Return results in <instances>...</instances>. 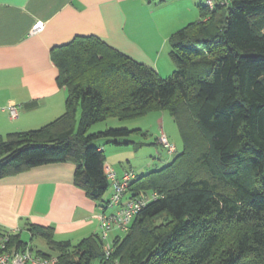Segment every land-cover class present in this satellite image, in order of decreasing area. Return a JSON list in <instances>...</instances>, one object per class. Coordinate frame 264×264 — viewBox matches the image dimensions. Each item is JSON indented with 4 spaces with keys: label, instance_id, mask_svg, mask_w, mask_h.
Wrapping results in <instances>:
<instances>
[{
    "label": "trees",
    "instance_id": "16d2710c",
    "mask_svg": "<svg viewBox=\"0 0 264 264\" xmlns=\"http://www.w3.org/2000/svg\"><path fill=\"white\" fill-rule=\"evenodd\" d=\"M197 7L198 19L168 38L174 69L166 77L94 35L52 47L64 112L0 140V178L71 161L73 184L105 209V155L92 141L131 130L89 127L153 110L177 124L181 151L130 182L131 198L157 196L114 236L108 259L98 233L73 244L55 240L52 226L28 224L62 263L264 264V0ZM11 241L29 244L20 232Z\"/></svg>",
    "mask_w": 264,
    "mask_h": 264
},
{
    "label": "crops",
    "instance_id": "0c3cea01",
    "mask_svg": "<svg viewBox=\"0 0 264 264\" xmlns=\"http://www.w3.org/2000/svg\"><path fill=\"white\" fill-rule=\"evenodd\" d=\"M165 9L150 0H0V140L64 112L66 89L57 85L50 50L75 36L94 35L160 76L171 74L168 38L198 19L199 10L195 17L192 5L174 15ZM39 21L43 29L32 31ZM11 104H20L15 118L5 110ZM173 154L166 151V157ZM74 167L71 161L54 162L1 177L0 229L22 235L29 223L52 226L55 240L73 244L99 233L101 208L73 184ZM129 168L120 164L115 170ZM110 192L109 187L106 199Z\"/></svg>",
    "mask_w": 264,
    "mask_h": 264
},
{
    "label": "rangeland",
    "instance_id": "374dc122",
    "mask_svg": "<svg viewBox=\"0 0 264 264\" xmlns=\"http://www.w3.org/2000/svg\"><path fill=\"white\" fill-rule=\"evenodd\" d=\"M150 1H152V6L155 4L157 6L164 4L166 12H170L173 15L184 7L192 5L196 10L195 17H198L196 6H198V4H203V0ZM158 118H163V120L158 121ZM109 127H126L131 130L126 136L111 138L101 136L92 141L93 144L101 146L105 155V160L108 161L112 167L114 166V169H117L120 164H126L140 175L146 174L168 163L174 154L166 157L165 149L160 144L156 143L159 127L165 131L168 139L174 144L178 152L182 149L183 142L178 126L167 111L153 110L145 114L126 118L109 116L92 124L87 132L93 133ZM115 141H120L121 143L116 144ZM126 142H128L127 145H125ZM160 160H167V162H162V164ZM119 234L122 235L123 233L119 232ZM114 236V231L110 232L109 240L111 242ZM21 239L28 242L36 251L55 253V251L49 248L45 240L34 232L31 233L26 229L23 230Z\"/></svg>",
    "mask_w": 264,
    "mask_h": 264
},
{
    "label": "built area",
    "instance_id": "2783aa9c",
    "mask_svg": "<svg viewBox=\"0 0 264 264\" xmlns=\"http://www.w3.org/2000/svg\"><path fill=\"white\" fill-rule=\"evenodd\" d=\"M230 0H203V4L213 9L216 5L227 7ZM44 27L43 22H36L32 31H40ZM20 104H11L5 107L10 118L17 117ZM158 143L169 153L175 152V146L168 139L165 131L160 128L157 138ZM103 169L106 179L111 188L105 209H101L97 218L99 221V237L102 241V252L105 259L112 253V244L109 240L110 232L118 230L126 232L129 225L140 210L148 201L156 198L155 192L144 193L131 198L127 192L130 182L135 178L136 172L129 168L120 174L108 163L104 162ZM11 231L0 230V264H65L54 254H42L34 250L30 244L23 248L12 244ZM110 264H119L117 261Z\"/></svg>",
    "mask_w": 264,
    "mask_h": 264
}]
</instances>
